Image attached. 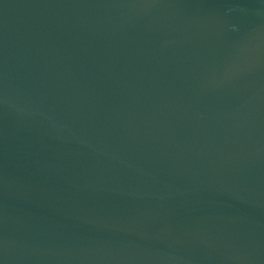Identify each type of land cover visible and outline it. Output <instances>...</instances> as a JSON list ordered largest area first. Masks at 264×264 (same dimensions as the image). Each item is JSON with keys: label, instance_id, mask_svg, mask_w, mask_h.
<instances>
[{"label": "water", "instance_id": "obj_1", "mask_svg": "<svg viewBox=\"0 0 264 264\" xmlns=\"http://www.w3.org/2000/svg\"><path fill=\"white\" fill-rule=\"evenodd\" d=\"M0 264H264V0H0Z\"/></svg>", "mask_w": 264, "mask_h": 264}]
</instances>
